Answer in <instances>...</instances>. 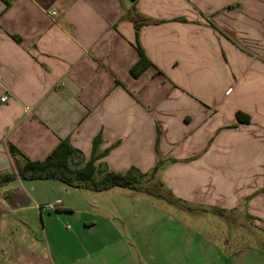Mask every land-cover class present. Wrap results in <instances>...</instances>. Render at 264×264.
Listing matches in <instances>:
<instances>
[{"label":"crops","instance_id":"crops-1","mask_svg":"<svg viewBox=\"0 0 264 264\" xmlns=\"http://www.w3.org/2000/svg\"><path fill=\"white\" fill-rule=\"evenodd\" d=\"M133 5L161 21L139 32L149 67L137 78L131 74L140 59L135 28L124 18ZM252 55L264 61V0H0V173L16 171L11 146L21 163L42 162L63 141L76 151L73 169L96 160L97 181L133 171L145 183L158 156L200 155L168 167L162 187L201 207H233L235 196L216 203L218 192L228 188L221 177L193 191L187 173H248L239 193L264 188V62ZM174 168L184 171L176 180ZM21 182L1 190L9 211L0 214L8 220L0 225V264H140L143 253L158 264L160 231L133 226L122 207L112 206L114 199L135 201L131 190H93L102 195L89 196L59 180L12 185ZM187 186L191 195L183 194ZM49 188L64 195L55 199L62 205L47 218L40 211L47 227L37 236L27 229L38 216L25 194L43 200ZM152 201H145L139 216L133 210L131 219H147ZM196 204L175 206L196 211ZM115 215L125 220L121 231ZM61 219L70 229L55 223ZM246 219L264 231V193L248 201ZM175 235L168 256L180 245ZM211 246L210 256L198 246L205 262L192 261L184 248L179 264H264V247Z\"/></svg>","mask_w":264,"mask_h":264},{"label":"rangeland","instance_id":"rangeland-1","mask_svg":"<svg viewBox=\"0 0 264 264\" xmlns=\"http://www.w3.org/2000/svg\"><path fill=\"white\" fill-rule=\"evenodd\" d=\"M253 58L258 59V63H263L264 61L262 58L258 57L257 55H252ZM252 79V77H248L247 80ZM238 128V127H236ZM233 130L235 128H232ZM200 155L196 156H191V157H185V158H173V157H163V156H158V164H157V170L155 169L153 172H149L147 177L152 178V180H148L147 182L143 183L147 188L149 189H155L160 190L162 192L168 191L170 193L169 195L171 196L172 202H169L166 199H162L160 197H155L151 195H148L146 192L143 193H137L134 191H129L137 199L135 201H130V202H125V205H123L124 202H119L117 199H114L112 206L116 208H123L122 212H125L126 215L129 217V220H131V223L135 224L139 223L142 224L144 227L152 229L153 231H160L158 232L160 236L159 238V243L157 244L154 253L158 255V264H166L168 261L169 264H179L180 259H182V252L183 249H188L189 254L191 255L192 261L197 260V262H205L206 261V256H210L212 253H214L213 248L211 245L215 244L218 246H226L228 250H241V248H246V247H257L261 249L264 247V231L258 226L254 227L251 224V221H248L246 219L247 216V204L250 199L253 198V196H258L261 195V193H264V188L260 189L259 192H256V194L253 195H247V191H244L242 193L240 192V189L245 187L247 185V176L248 173H233V172H217L214 170L210 171V168L207 169V171H192L188 172V175H191L192 179L194 180V188L192 189L193 191L198 190L197 185L199 183H203L205 181L210 180L211 177L214 175H217L218 177H221V179L224 181L226 186L228 188L226 189L225 193H221V191L218 192V199L216 203L220 201H224L225 199H228L229 196H235V201L233 207L231 206H226L225 208L221 209L219 207H216V205H210V208L206 207H201V204H196L192 203L193 201L189 199H177L178 197L173 194L172 189L164 187H159L157 188V185L159 181H162L163 183H166L163 181V176L165 175L166 169L168 167L170 168L172 164H185V163H193L199 159ZM179 167V166H178ZM177 167V168H178ZM184 171L181 172H175V168L173 171L170 173V176L174 177L175 180L178 179V174L182 175ZM243 176V177H241ZM140 178V177H139ZM49 181H54V180H49ZM209 182V181H208ZM22 185L20 184H12L13 186H17L22 189L23 185L28 184V180H22L21 182ZM209 184V183H207ZM162 185V184H161ZM190 186V185H189ZM187 186L184 189L183 194H188V192L191 189H188ZM20 189V190H21ZM177 189V188H176ZM85 191H88L89 196L92 195H102L99 194L98 192H94L93 190L89 189H83ZM179 190V189H178ZM212 193L214 190H211ZM221 193V194H220ZM181 194V193H180ZM27 195L30 200L33 202V210L31 212H36L38 216V224L36 226L32 225L31 227H27V229H31L30 231L34 234L37 235V231H42L44 230L45 227H47L46 219H45V225L43 219L40 217V211H45V216L46 218L49 216H54L55 213L57 212V209L59 206L62 205V203H59L60 200H56V198H61L64 195L57 193L53 189H47L46 192L42 194L41 199L44 201H49L50 204L45 205L46 203L43 202V200H35V198H38L37 193L29 191L28 193L25 194ZM140 195V196H136ZM191 195V191H190ZM141 197L144 199V202L141 200ZM154 197V198H153ZM228 197V198H226ZM193 198V197H192ZM152 199V203H150L146 208L145 214L149 213L147 219L144 221L141 219L139 220H134L133 218L131 219L130 215L136 213V216H139L142 212L141 211V206H147L145 203L146 200ZM229 200V199H228ZM181 204L182 206L186 205H192L196 204L197 205V210L196 211H188L185 210L183 207H176L175 205ZM180 201V202H179ZM52 202V203H51ZM125 206V207H124ZM188 207V206H187ZM134 208V209H133ZM201 208V209H200ZM138 209V210H137ZM145 209V208H144ZM148 209V210H147ZM121 210V209H120ZM30 213V212H29ZM158 214L157 219L154 217V215ZM258 216V215H256ZM0 217V225L3 221L8 222L6 216L3 218ZM119 216L115 215V218L112 219V222L115 224L116 227L120 229V231L123 229V222L125 221ZM256 220L258 222H261L260 217H256ZM13 221V220H9ZM21 222H24L25 224L28 225L27 220L21 219ZM55 223L62 224L65 227L69 226V223L66 221L64 222L63 219L61 220H56ZM127 224H124V227ZM57 227V226H55ZM158 230H157V229ZM68 229H70L68 227ZM183 229L187 231V236L183 234ZM171 230V232L168 233L167 231ZM175 230L180 232L179 235H175ZM163 231V233L161 232ZM173 232V233H172ZM153 232L152 234H154ZM163 234V235H161ZM176 239V243L180 244L176 247V250L172 252L171 255L168 256L167 249L171 246L169 242H172V237ZM38 236V235H37ZM162 237V239H161ZM63 242L70 244V240L68 236H63ZM84 240L87 239V237H83ZM134 239V238H132ZM174 239V240H175ZM184 240V241H183ZM201 241V242H200ZM72 243V242H71ZM184 244V247L181 246ZM199 245H201L205 251L206 249L208 250V254L204 257H201L200 252L201 250L199 249ZM195 246V251H193V248ZM228 246V247H227ZM182 247V248H181ZM212 252L210 251V248ZM145 252V251H144ZM152 252H146L147 255L151 254ZM202 253V252H201ZM144 258L140 259V264H153L150 262V259L145 256V253H143ZM203 255V254H202ZM169 258V259H168ZM208 262H210V259H207Z\"/></svg>","mask_w":264,"mask_h":264},{"label":"trees","instance_id":"trees-1","mask_svg":"<svg viewBox=\"0 0 264 264\" xmlns=\"http://www.w3.org/2000/svg\"><path fill=\"white\" fill-rule=\"evenodd\" d=\"M124 18L131 21L135 28L136 44L140 54V59L132 68L133 77H139L148 67L149 62L139 43V32L142 27L147 25L159 24L161 21L151 19L141 13L136 5L126 10ZM241 116L238 114V120ZM10 152L16 160V171L11 173H0V214L9 211L7 195L2 194L1 190L7 185L13 183L18 178L21 180H59L62 183L78 188L91 189L95 191H105L112 188H123L135 192H146L148 195L160 197L172 202L168 191L162 192L155 189L147 188L139 177L134 175L133 171L126 174L108 173L100 181L94 176L96 173L95 161H89L82 169L72 168V159L75 149L70 145L69 141H63L58 148L42 162H20V153L15 148H10ZM158 168V167H157ZM156 168V170H157ZM162 187L159 182L157 188ZM178 202V201H177Z\"/></svg>","mask_w":264,"mask_h":264},{"label":"built area","instance_id":"built-area-1","mask_svg":"<svg viewBox=\"0 0 264 264\" xmlns=\"http://www.w3.org/2000/svg\"><path fill=\"white\" fill-rule=\"evenodd\" d=\"M6 100H7V96H5V97H3V98L1 99L2 102H5Z\"/></svg>","mask_w":264,"mask_h":264}]
</instances>
